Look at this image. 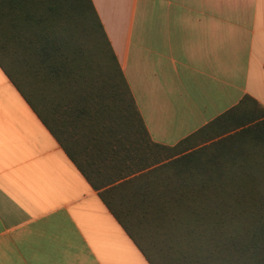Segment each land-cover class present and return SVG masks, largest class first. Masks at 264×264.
Masks as SVG:
<instances>
[{
    "label": "trees",
    "instance_id": "obj_1",
    "mask_svg": "<svg viewBox=\"0 0 264 264\" xmlns=\"http://www.w3.org/2000/svg\"><path fill=\"white\" fill-rule=\"evenodd\" d=\"M0 68L150 264H264L253 99L174 147L153 143L91 0H0Z\"/></svg>",
    "mask_w": 264,
    "mask_h": 264
},
{
    "label": "crops",
    "instance_id": "obj_2",
    "mask_svg": "<svg viewBox=\"0 0 264 264\" xmlns=\"http://www.w3.org/2000/svg\"><path fill=\"white\" fill-rule=\"evenodd\" d=\"M91 2L153 143L264 108V0ZM0 264H150L1 68Z\"/></svg>",
    "mask_w": 264,
    "mask_h": 264
}]
</instances>
